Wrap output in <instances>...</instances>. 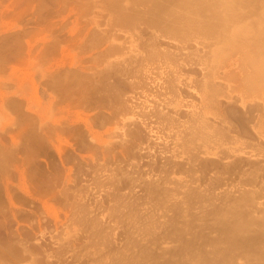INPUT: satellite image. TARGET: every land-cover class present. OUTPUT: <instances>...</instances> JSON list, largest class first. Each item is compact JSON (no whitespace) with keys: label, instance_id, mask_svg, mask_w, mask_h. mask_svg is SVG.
Returning <instances> with one entry per match:
<instances>
[{"label":"rangeland","instance_id":"1","mask_svg":"<svg viewBox=\"0 0 264 264\" xmlns=\"http://www.w3.org/2000/svg\"><path fill=\"white\" fill-rule=\"evenodd\" d=\"M139 1L0 0V264H264V0Z\"/></svg>","mask_w":264,"mask_h":264},{"label":"bare ground","instance_id":"2","mask_svg":"<svg viewBox=\"0 0 264 264\" xmlns=\"http://www.w3.org/2000/svg\"><path fill=\"white\" fill-rule=\"evenodd\" d=\"M111 1H112V0H111ZM115 1H116V0H115ZM133 1H134V0H133ZM140 1H141V0H140ZM140 1H139V2H140ZM142 1H143V0H142ZM161 1H162V0H161ZM175 1H177V0H175ZM182 1H183V2L192 3V5L194 4L193 7H195V6L198 7V8L195 7V8H197L196 10H199V9L201 8L200 6L204 5L203 0H182ZM190 1H192V2H190ZM208 1H209V0H208ZM208 1H207V2H208ZM216 1H217V0H216ZM218 1H219V0H218ZM220 1H221V0H220ZM220 1H219V2H220ZM258 1H259V0H258ZM149 2H150V1H149ZM172 2H174V1L172 0ZM211 2H213V0H211ZM221 2H222V1H221ZM221 2H220V3H221ZM249 2H250V1H249ZM254 2H255V1H254ZM260 2H261V1H260ZM115 3H116V2H115ZM131 3H132V2H131ZM140 3H141V2H140ZM155 3H156V2H155ZM162 3H163V2H162ZM166 3H167V2H166ZM213 3H214V2H213ZM220 3H219V4H220ZM247 3H248V2H247ZM257 3H258V2H257ZM147 4H148V3H147ZM152 4H153V3H152ZM167 4H168V3H167ZM186 4H187V3H186ZM206 4H207V3H206ZM206 4H205V5H206ZM216 4H217V2H216ZM108 5H110V4H108ZM116 5H117V4H116ZM136 5H137V4H136ZM205 5H204V6H205ZM119 6H120V5H119ZM137 6H138V5H137ZM170 6H173V5H170ZM170 6H169V7H170ZM221 6H222V5H221ZM122 7H123V6H122ZM166 7H167V5H166ZM199 7H200V8H199ZM152 8H153V7H152ZM159 8H160V7H159ZM210 8H211V7H210ZM245 8H246V7H245ZM162 9H164V8H162ZM202 9H203V8H202ZM110 10H111V8H110ZM150 10H151V9H150ZM160 10H161V9H160ZM160 10H159V11H160ZM200 10H201V9H200ZM111 11H112V10H111ZM162 11H163V10H162ZM216 11H217V10H216ZM120 12H122V11H120ZM126 12H127V11H126ZM167 12H168V11H167ZM147 13H148V12H147ZM161 13H162V12H161ZM114 14H117V13L115 12ZM119 14H120V13H119ZM176 14H179V13H176ZM186 14H188V13H186ZM216 14H217V13H216ZM221 14H222V13H221ZM129 15H130V14H129ZM133 15H134V14H133ZM149 15H150V14H149ZM161 15H162V14H161ZM161 15H159V17H160ZM165 15H166V14H165ZM165 15H164V16H165ZM202 15H203V14H202ZM218 15H219V14H218ZM230 15H231V14H230ZM113 16H114V15H113ZM115 16H116V15H115ZM115 16H114V17H115ZM122 16H123V15H122ZM166 16H167V15H166ZM168 17H169V16H168ZM119 18H120V17H119ZM119 18H118V19H119ZM134 18H135V17H134ZM152 18H153V17H152ZM156 18H157V17H156ZM156 18H155V20H156ZM171 18H172V16H171ZM123 19H124V18H123ZM128 19H129V17H128ZM131 19H132V18H131ZM189 19H190V18H189ZM121 20H122V19H121ZM160 20H161V19H160ZM175 20H176V19H175ZM117 21H118V20H117ZM131 21H132V20H131ZM160 22H161V21H160ZM169 22H170V21H169ZM173 22L175 23L176 21H173ZM181 22H182V21H181ZM183 22H185V21H183ZM131 23H132V22H131ZM156 23H157V22H156ZM158 23H159V22H158ZM170 23H171V22H170ZM218 23H219V22H218ZM120 24H121V22H120ZM161 24H162V23H161ZM176 25H177V24H176ZM172 28H173V27H172ZM174 28H175V27H174ZM178 28H179V27H178ZM182 29H183V28H182ZM263 45H264V44H263ZM262 52H264V51L262 50ZM262 52H261V53H262ZM257 62H258V60H257ZM257 62H255L256 65H257V67L259 68V70H262V69L264 68V62H262V63H257ZM206 88H208V87H206ZM210 89H211V87H210ZM212 90H213V89H212ZM205 93H206V91H205ZM211 93H212V92H211ZM213 94H214V93H213ZM241 204H242V202H241ZM243 205H244V204H243ZM233 207H234V206H233ZM239 207H240V206H239ZM227 209H228V208H227ZM238 209H240V208H238ZM241 209H242V207H241ZM245 209H246V208H245ZM245 209H244V210H245ZM231 210H233V208H231ZM240 211H241V210H240ZM245 211H246V210H245ZM237 212H238V211H237ZM232 213H233V212H232ZM239 213H240V212H239ZM249 213H250V212H249ZM236 214H237V213H236ZM241 214H242V213H241ZM241 214H240V215H241ZM227 215H228V214H227ZM227 215H226V216H227ZM246 215H247V213H246ZM229 217H230V216H229ZM238 217H239V216H238ZM228 219H229V218H228ZM230 219H231V218H230ZM248 219H249V218H248ZM242 220H243V218H242ZM246 220H247V219H246ZM226 221H228V220H226ZM226 221H225V222H226ZM248 222H249V220H248ZM251 222H252V221H251ZM229 223H230V222H229ZM229 223H228V224H229ZM231 223H232V221H231ZM231 223H230V224H231ZM235 223H237V222H235ZM225 224H227V223H225ZM228 224H227V226H228ZM249 224H250V223H249ZM249 224H248V226H249ZM234 225H236V224H233V227H232V224H231V230H229V232L231 231L230 234H233V236H232V237H233V240H234V236L237 237V235H238V238H240V237H239V236H240V232H239L238 229H239L240 227H243L242 225H241V226H236V228H237V230H236V228H235ZM254 225H255V224H254ZM251 226H252V225H251ZM251 226H250V227H251ZM263 226H264V225H263ZM228 227H229V226H228ZM238 227H239V228H238ZM246 227H247V226H246ZM253 227H254V226H253ZM259 227H260V226H259ZM229 229H230V227H229ZM247 229H248V228H247ZM252 229H253V228H252ZM226 230H227V229H226ZM240 230H241V229H240ZM249 230H250V229H249ZM232 231H233V232H232ZM242 231H243V230H242ZM227 232H228V231H227ZM229 232H228V233H229ZM237 232H238L239 234H238ZM241 234H242V233H241ZM226 235H227V234H226ZM245 235H246V234H245ZM255 235H256V234H255ZM259 235H260V234H259ZM263 235H264V234H263ZM227 236H230V235L228 234ZM243 236H244V235H243ZM219 237H220V236H219ZM232 237H229V238H232ZM238 238H237V239H238ZM248 238L250 239V237H248ZM248 238H247V239H248ZM235 239H236V238H235ZM255 239H256V238H255ZM242 240H244V239H242ZM224 241H225V240H224ZM231 241H232V239H231ZM245 241H246V239H245ZM249 241H250V240H249ZM253 241H254V239H253ZM263 241H264V240H263ZM237 242H238V240L236 241V243H237ZM243 242H244V241H243ZM243 242H242V243H243ZM255 242H256V241H255ZM225 243H226V242H225ZM242 243H241V244H242ZM253 243H254V242H253ZM259 243H260V242H259ZM219 244H220V243H219ZM238 244H239V243H238ZM261 244H262V243H261ZM227 245H228V244H227ZM231 245H232V244H231ZM239 245H240V244H239ZM259 245H260V244H259ZM228 246H229V245H228ZM232 246H233V245H232ZM246 246H248V245H246ZM218 247H219V246H218ZM216 249H217V248H216ZM250 249H251V248H250ZM252 249H253V248H252ZM261 249H262V247H261ZM226 250H227V249H226ZM239 250H240V249H239ZM253 250H254V249H253ZM255 250H256V249H255ZM219 251H220V250H219ZM219 251H218V252H219ZM237 251H238V250H237ZM256 252H257V251H256ZM261 252L264 254L263 250H261ZM203 253H204V252H203ZM216 253H217V252H216ZM222 253H223V252H222ZM204 254H205V253H204ZM214 254H215V253H214ZM252 255H253V254H252ZM149 256H151V253H150ZM223 256H224V255H223ZM225 256H226V254H225ZM216 259H217V258H216ZM156 261H157V260H156ZM211 261H212V260H211ZM228 261H229V259H228ZM260 261H261V260H260ZM209 262H210V261H209ZM262 262H263V261H262ZM156 263H157V262H156ZM172 263H173V262H172ZM153 264H154V263H153ZM174 264H175V263H174Z\"/></svg>","mask_w":264,"mask_h":264}]
</instances>
